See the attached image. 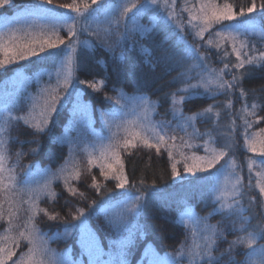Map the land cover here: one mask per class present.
Instances as JSON below:
<instances>
[{
  "label": "snow or ice",
  "instance_id": "snow-or-ice-1",
  "mask_svg": "<svg viewBox=\"0 0 264 264\" xmlns=\"http://www.w3.org/2000/svg\"><path fill=\"white\" fill-rule=\"evenodd\" d=\"M5 7H14L12 0H0V9ZM150 7L159 8L164 12L163 19L166 26L171 27L179 35V41L185 47L183 56L177 60V53L170 51L168 47L161 45V55L159 60L161 62H182L183 60H198L199 63L189 65L185 71L180 73L178 78L182 87L178 88L176 92L170 94L171 111L174 118H178L180 123L175 126L170 121L164 122L161 125H153L148 122L149 102L147 98H142L141 110L144 113L139 121L128 122L129 126H124L121 122L116 120V117L123 114L126 105L121 103L123 97L115 98V107L113 109V121L108 125L111 136L108 137V143L101 144L97 149L93 146V150L89 152L88 159V174L91 175L90 188L95 189L98 193L112 192V189L107 187V184H101L96 176L91 174V166L96 164L99 160L100 175L105 181L111 180L114 182V188L120 189L117 193L120 200L117 205L121 211L115 214V218L109 221L117 230V234L121 228H126L128 218H135L140 214L141 209L146 207L145 192L141 191L135 183H130L128 175L124 171V164L121 159L120 150H127L129 146L137 147V142L148 149H155L159 155L163 148L167 154L170 162L171 176L173 179H180L184 177L181 174L178 165L182 164L183 173L196 177L197 180H211L214 183V195L212 202L216 205L213 208V213H220L226 218L238 217L239 227H236V222L233 221L230 230L239 232L234 240L229 242L228 248L225 252L215 255L218 250L217 240L225 238L224 232L216 225H209L207 217H192L190 220L184 219L182 214L178 220L179 223L184 224L188 231L185 242H181L180 246L174 253H167L163 258H154L150 264H220L221 259L227 254L229 255V264H264V243L258 241L264 240V222L257 225H251V217L243 215L245 209L241 203L245 195V185L243 184V177L237 169L232 167L235 163L233 157L221 165L215 173L210 172V169L216 167L224 157L229 156V152L235 147V118L231 120L228 127L230 129L227 142L220 147L209 148L208 145L212 139L211 132L200 133V130L195 126V121L198 118H211L215 116L219 118V106L209 105L207 108L191 115H185L183 104L186 100L194 97L209 95L215 97L219 94L231 96L232 90L239 88L241 98H246L248 93L241 87V83L248 72H238L236 70L244 69L245 65L257 66L264 65V50L258 51L254 44H250L247 37L250 34L260 35L264 38V31H257L254 17H248L245 20H239L238 17H245L246 13H253L257 5L253 3L246 9L241 7L239 12L235 10L233 3L225 0L224 3H217V0H199V6L192 5L183 7L181 12H187L189 18L187 24L183 22L180 13L176 11V0H145V3L137 7L136 0H121V3L115 4L112 0H73L71 4L53 5V0H36L34 4L22 5L18 9L22 15H18L15 23L17 27H9L7 22L0 28V69H5L7 65L17 64L20 61H31L30 58L35 57L37 60H59L55 66L54 71L47 73L51 80L55 77L57 83L55 87L46 86L40 91L43 94L40 99L44 101V107L40 112V116L44 117L43 126L41 122L37 121L31 126L37 132H43L48 123H50V113L57 111L56 105L60 103L61 97L59 91L62 88L67 91L72 86L73 82V66L75 64V55L77 48L92 47L89 40H81L80 35L87 33L89 36H96L101 40V46L107 43V38L113 34V29L117 32L123 22L124 32L120 35L119 41L126 40L129 36L139 32L141 36L145 33L155 30L158 18H152V26L146 27L139 23L138 17L142 15ZM261 9L260 15L264 16V0L259 5ZM60 9L67 11L61 12ZM136 12L129 17V13ZM225 21H236V23H224ZM216 25H220L215 31H211ZM185 28L189 29L187 34L192 35L194 40L203 41L206 48L214 47L218 50L220 61L223 67L216 69L211 66L210 56L205 52L200 51L201 45L188 43L185 34ZM64 31L67 35L68 42L60 33ZM103 33V37L100 36ZM205 33H208V38L205 40ZM167 38H165L166 43ZM230 44L231 51L224 45ZM61 45L64 47L61 48ZM111 50V48H109ZM145 54L151 56L152 50L143 47L141 49ZM43 54V55H41ZM234 54L235 62L229 60V57ZM67 68L69 71L64 72ZM195 73V75H193ZM231 75V80L225 79V75ZM196 82L193 83L192 81ZM78 85L87 84L89 88L94 91H99L103 86L104 81L89 82L84 80H76ZM99 84V86H98ZM201 89L203 91H201ZM109 101L113 97H106ZM227 108L229 116H232V100L228 99L223 105ZM36 104L33 103L34 109ZM261 107L253 103L251 111L246 99L237 115L242 119V136L244 139V147L248 152L258 153L264 157V129L260 132H251L253 125L259 122L256 118V110ZM47 113V114H46ZM254 119H248L247 117ZM33 115L30 112L29 116H15L13 115L12 106L6 104L3 112L0 113V221L5 220V204H7V225L3 235H0V264H83L82 261L73 260L69 253L57 254L55 250L48 246L46 234L42 233L38 228L35 220L40 214L47 216L49 220H58L59 213H50L47 209L39 207V200L42 196L47 195L49 199L55 200L56 194L49 190V183H46L37 191L31 189L28 181L18 182L16 177V166H8V152L7 143L8 138L5 135L13 121L23 120L28 124L29 119ZM107 123V121H106ZM115 126V131H112V126ZM123 128L125 136L123 139L119 137V133ZM139 128L140 131L135 129ZM184 132V136L177 137L176 129ZM188 128H192V132H188ZM169 129H172L171 133ZM207 134L209 141H205L204 145H196L191 141L193 137H199ZM187 137V139H185ZM177 139L180 143L177 144ZM39 145L38 141H35ZM202 147L205 154L197 155L196 152L186 153L185 148H199ZM39 148L33 149V152L38 151ZM73 149L70 147L69 154L72 155ZM99 153L96 155V153ZM19 158L22 153H17ZM177 156L180 159H177ZM256 163L249 157L248 167L251 172L253 165ZM198 173H208V176H198ZM81 172L77 167L75 169V179H79ZM71 173L64 174L61 169L57 174H53V179H64V184L67 191L73 197L85 198V193L80 192L79 189L73 187L69 183ZM257 181L253 185L251 177L249 179L248 189L258 187L259 194L264 197V172H257ZM221 177L225 180L232 177V182L226 184L221 181ZM143 185L144 181L139 182ZM154 183V182H153ZM103 190V191H101ZM29 193L30 204L29 215L25 219L22 230L13 234V228H21V225H14L13 218L17 217L20 212L18 197L23 192ZM115 198L108 197L104 201L106 206L110 205ZM255 197L249 198V207L252 206ZM67 203V201H66ZM96 201L93 200L92 204ZM261 207H264V199L260 201ZM77 214L73 216L74 220L80 221L79 224L71 225L66 228L64 236L71 234L72 228L81 229L80 246L82 250L88 255V264H127L125 259L126 247L124 241H120L121 250L117 257H113L109 253V259L104 260L105 255L97 238L94 234L87 230V226L81 217L84 216V209L77 208ZM213 213H209L212 215ZM57 235H59L57 233ZM27 242V251L21 252L20 256H16V250L19 248L20 241ZM190 241V242H189ZM244 246L251 251L245 253L246 259L244 262H238L231 253L236 247Z\"/></svg>",
  "mask_w": 264,
  "mask_h": 264
},
{
  "label": "trees",
  "instance_id": "trees-1",
  "mask_svg": "<svg viewBox=\"0 0 264 264\" xmlns=\"http://www.w3.org/2000/svg\"><path fill=\"white\" fill-rule=\"evenodd\" d=\"M17 1L28 2L27 0ZM142 1L138 0V3ZM12 2L15 7L16 3L13 0ZM72 2L73 0H53V5L71 4ZM112 2H115V0H112ZM224 2L225 0H217V3L220 4ZM228 2L234 4L235 10L238 13L241 7L246 9L253 3V0H228ZM254 2L257 5L256 10L253 13H246L245 17H238V19L245 20L248 17H254L257 31H264V16L260 15L261 9L259 8L262 0H254ZM178 5L181 8L176 11L181 12V9L185 5L189 7L192 5L198 6L199 0H178ZM14 7H9L7 10L0 9V24L5 21L4 18L13 15L17 10ZM153 11L155 13L148 11L143 15L142 20H140L142 25L151 27L152 16L154 14L158 18V23L152 32L145 33L143 36L137 32L126 40L117 43L120 35L124 32L123 27L120 26L118 32L116 29H113V34L107 38V43L104 46H101L100 39L95 38V43L92 47L80 46L78 48L75 66L76 78L97 83L101 80L104 81L99 91H94L87 84L79 85L82 91V99L92 109L96 128H100L102 116H104L107 122L110 121L111 117H113V109L118 107L115 105V98L121 96L123 97L121 102L124 104H132L133 102L135 104L137 99L140 102L142 98H147L155 114L154 120L160 124L170 121L175 126L180 122L178 118L173 117L170 94L182 87V83L178 79L180 73L185 71L189 65L199 63V61L183 60L177 63L176 61L161 62L159 60L162 43L170 51L177 53V60H180V57L183 56L185 45L179 41V35L174 29L166 26L163 19H159L165 14H161V12H157L156 10ZM181 13L183 14V22L187 24L189 14L187 12ZM224 23L227 24L228 22ZM229 23H236V21ZM218 26H215L211 31H214ZM188 32L189 29L185 28L188 43H199L201 45L200 51L210 56L211 66L216 69L222 68L223 63L219 59L218 50L214 47L206 48L203 45V41L194 40L192 35L187 34ZM208 35V33H205V40L208 38ZM165 38H167L166 43ZM247 39L250 44L255 45L258 51L264 50V38H261V36L250 34ZM142 46L151 49L153 54L151 56L145 54L141 50ZM224 46L231 51L230 44H225ZM30 59L34 62L20 61L17 64L7 65L5 69H0V101L7 99L6 93L15 89L12 82L19 78L17 74L20 73L24 76V80L21 83L25 84L26 93L32 92L29 98L19 97V104L24 105V108H18L19 111L26 109V106H29V102L36 99L41 87L43 88L44 85L38 84L36 80L41 78L44 81L46 73L51 72L59 63V60H37L35 57ZM229 60L235 62V55L232 54ZM236 71L250 73L249 75H245L241 83V87L248 93L246 98L240 97L239 88L233 89L231 96L219 94L215 97L209 95L194 97L186 100L183 104L184 114L191 115L193 112L200 111L214 104L219 106L220 111L226 101L231 99L233 110L231 117L235 118L246 99L249 111L252 110L251 105L256 103L261 106L256 110V118L264 117V65L250 66L246 64L244 69ZM35 78L37 79L34 80ZM225 79L231 80V75L226 74ZM192 82L195 83L196 81L193 80ZM201 91L203 90L201 89ZM106 97H113V100L109 101ZM64 111L67 112V107L64 108ZM59 114L60 112L55 121L53 118V121L43 132H35L33 128L27 127L23 123L12 122L5 134L8 138V155L12 165H15L16 168L22 171L36 166L49 170H56L61 167L68 156L69 144L67 141H63L62 137L67 128L66 124H61L59 121V119L62 121V119L67 118V116L62 118ZM222 116H220V119ZM214 118L215 116L211 118H198L195 121V126L200 130V133L211 132L212 139L210 142L216 149H219L223 146L222 142L227 141L228 134L226 130H221L213 125ZM247 118L254 119L251 116ZM235 119L239 125L235 128L236 136L234 139L236 144L230 152L235 155L236 151L240 155H243L244 153H248V151L244 147V139L241 134L243 131L241 119ZM261 129H264V119H259V122L255 123L250 131L260 132ZM171 131L172 129H169L170 133ZM175 134L177 137L184 136L178 128ZM206 137L209 136L205 134L198 139L197 137H193V140L202 146L205 143ZM35 141H38L39 145ZM37 147L39 150L33 152V149ZM193 150L201 153L203 148H193ZM17 153H22V155L17 158ZM120 155L124 164V171L128 175L130 183H135L141 191L145 192L144 202L146 203V207L140 211L139 222L135 232L130 231L123 234L126 245L124 248L126 253L125 259L130 264L140 262L147 264L144 251L148 245H151L161 255H166L167 253H174L181 242H185L188 231L184 224L178 222L180 212L184 207L183 201L185 198H189L196 212L202 216L213 213V208L216 205L210 202L207 194L200 189L197 179L186 177V174L183 173L182 164L178 165V168H180L184 179L181 181L180 179L172 178L170 162L163 148L158 155L155 149H148L142 143L137 142V147L135 148L129 146L127 150L121 149ZM177 159L180 158L177 157ZM88 168L89 165L83 163V166L80 168V178L70 181L73 187L85 193V198L73 197L64 188L63 184L56 183L54 185L55 200L53 201L49 197H46L38 202L40 208L47 209L50 213H59L60 217L58 220L52 221L47 216L40 214L35 220L38 228L42 233L46 234L49 244L56 248L57 251L64 252L71 247L72 256H79V252L81 251L77 235L66 239H50V237L55 233L63 232L76 222L73 216L77 214V208H82L85 212L95 205L96 211L104 201L108 200L109 196L115 197L121 191L114 188L113 181H105L103 179L100 175V169L96 164L95 166H91V174L96 176L101 184L106 183L107 187L112 189V192L101 195L95 189L90 188L89 185L92 180L91 175L88 174ZM141 180L144 181L143 185L139 183ZM254 197V208L246 212L245 215L246 217H251L252 215L250 223L257 225L264 222V211L260 205V201L262 200L261 195L255 192ZM115 198L120 199V197ZM93 200L96 201L95 204H92ZM95 216L92 224L95 228L97 240L104 248H109L108 244L112 243L113 240H117L118 235L104 212L99 211ZM209 216L210 223L216 225L224 232L225 238L217 240L218 250L214 253L215 255H219L225 252L229 246V242L240 235L239 232L230 230L233 221L236 222V227H239V218L231 217L229 219L220 213H213ZM6 222V220L0 221V234L6 228ZM114 245L116 249L118 248L117 246H120L117 243H114ZM248 252H250L248 248L239 246L235 248L231 256L238 262H244L246 259L245 253ZM220 264H229V255L226 254L221 259Z\"/></svg>",
  "mask_w": 264,
  "mask_h": 264
},
{
  "label": "rangeland",
  "instance_id": "rangeland-1",
  "mask_svg": "<svg viewBox=\"0 0 264 264\" xmlns=\"http://www.w3.org/2000/svg\"><path fill=\"white\" fill-rule=\"evenodd\" d=\"M14 3H16V6L14 7V9H17L13 15L11 17H6L4 18V22L2 24H0V28L3 27L4 23L7 22L9 27H17L15 20L17 19L18 15H22V13H20L18 11V9L20 8V6L22 5H28V4H34L36 3V0H27L28 2H24V1H17V0H13ZM13 3V2H12ZM115 4H119L121 3V0H115V2H113ZM137 3V7H139L140 5L145 3V0H143L142 2L138 3V0H136ZM199 6V5H198ZM9 7H5L2 8L3 10ZM181 6L178 5V0H176V10L180 9ZM13 9V10H14ZM153 10H156L157 12H161V14H164V12L159 9V8H155V7H150L149 9H147L142 15H140L138 17V21L140 24L142 20L143 15H145L148 11H151L153 13H155ZM61 12L67 11L65 9H60ZM136 12V9H133V12L129 13V17H131L133 15V13ZM178 13L181 14V16H183V14L179 11H177ZM155 17V15L153 14L152 18ZM225 22H231V21H225ZM121 26L123 27V22L121 23ZM217 26V25H216ZM220 25L217 28H219ZM124 31V27L122 28ZM214 29V31L216 30ZM259 32V31H258ZM62 36L65 37V41L66 43L68 42V38L67 35L64 31H61L60 33ZM103 33H100V36L103 37ZM260 36V35H259ZM95 38H97L96 36H89L87 33H84L82 35H80V39L81 40H89L91 42L92 45H94L95 43ZM64 46L61 45V48H63ZM80 48V47H78ZM78 48H77V52L75 55V64L73 66V82H72V86L70 88L67 89V91H64L62 88L59 91V96L61 97L60 103L56 105V109L57 111L55 113H50V123L54 121L55 119L58 117V113L60 112L59 116L61 115V117H65L67 116V118L62 119V121L59 119L61 124H66V129L65 132L63 134V141H67V143L69 144V149L70 147L73 149L72 155L70 156L69 152H68V156L66 158V160L64 161V163L61 165V167H59L58 169H54V170H49V169H41L38 166L36 167H32V169L28 168V170L26 171H22L18 168H16V177H17V181L18 182H22L27 180L28 181V185L31 189L37 190L39 191L43 185H45L46 183H49V181H51L50 186H49V190L50 191H54V185L56 183H61L63 184L64 188L65 184H64V179L63 178H59V179H53V174H57L59 170L63 169L64 170V174L67 175L68 173H71V176L69 177V183L71 180L75 179V169L78 167L79 170L80 168L83 166V163H87L88 164V159H89V152H91L93 150V146H95L97 149L99 148V146L101 144H107L108 143V137L111 136V132L109 131V127L108 125L112 124L113 121V117H111L110 121L106 123V120L104 119V116H102L101 119V126L100 128H96L95 127V121L92 115V109L91 107L84 102V100L82 99V91L80 86L76 83V76H75V66H76V61H77V53H78ZM88 48V47H87ZM54 71V69L52 70ZM51 71V72H52ZM64 72L69 71V69L65 68L63 70ZM49 73V72H48ZM19 78L16 80H13L12 85L15 86V89L11 92L6 93V97L7 99H3L0 101V113L3 112L4 106L6 104L11 105L12 106V111H13V115L15 116H29V113L31 112L33 115L32 119H29L28 124H25L23 120L21 121H13V122H20L23 123L25 126L33 128L31 125L36 123L37 121L41 122L42 126H43V119L44 117L40 116V112L44 107V101L42 99H40V96H42L43 94L41 93V89L39 90V94L37 95L36 99L33 100L32 102H29V106H26L27 111L21 110L19 111L18 108L23 107V104H19V97H24V98H29L31 97V93L32 92H28L26 93V86L25 84L21 83V81L24 80V76L20 74ZM37 78H35L34 80H36ZM41 78H38V80H36V82L38 84L44 85V87L46 86H51V87H55L57 81L55 79V77H53L51 80L49 79V76L46 73V77L45 80L42 81ZM35 96V93H34ZM33 103L36 104V107L33 109L32 105ZM122 104H124L123 102H121ZM126 105V107L124 108L123 114L119 115L116 117V120L118 122H121L124 126H129L128 122H134V121H139L140 123H143V120H140V117H142L144 115V113L141 110V106H142V101L138 102V99L136 100V103L134 104V102L132 104H124ZM67 107V112L64 111V108ZM149 112L147 113L148 115V122H150L153 125H161L159 122L154 120V112L151 109V106L149 104ZM228 109L225 108L223 106L222 110H220V116L219 118H214V126H217L219 129L221 130H226L227 134L229 135V123L231 122V120L233 119L231 116H229L228 114ZM231 112L233 113V110L231 109ZM47 114V113H46ZM228 116V118H227ZM235 118L237 119H241L238 115L235 116ZM47 124V126H49V124ZM180 123V122H178ZM235 124L236 127L239 125L238 122H236L235 119ZM241 125H242V119H241ZM46 126V127H47ZM34 129V128H33ZM35 130V129H34ZM115 126H112V131H115ZM136 131H140L139 128L135 129ZM35 132H37L35 130ZM181 132V131H180ZM188 132L191 133L192 132V128H188ZM183 135L184 132H181ZM242 133V132H241ZM6 134V133H5ZM125 136V132L123 130V128H121V131L119 133V137L121 139H123ZM236 136V134L234 135V137ZM201 136L197 137L200 138ZM228 137V136H227ZM185 139H187V137H185ZM209 137H206L205 141H209ZM177 144L180 143V140L177 139ZM193 144L198 145L197 142H195L193 139L191 141ZM227 142V141H226ZM226 142H222V144L224 145ZM209 148H215L211 142L208 145ZM184 151L186 153H191V152H195L192 149H187L185 148ZM7 152H8V143H7ZM197 153V152H196ZM99 153L97 152L96 155H98ZM205 152L204 150L201 153H197V155H204ZM9 156V155H8ZM178 158H180L179 156H177ZM229 157H233L235 163L232 164V167L237 169V171H239L240 175L243 177V184L245 185V195L242 198H239L241 200V203L245 209V212L243 213L244 216H246V212H248L249 210L254 208L255 205V200L252 203V206L249 207V198L250 197H254V193L257 192L259 193V189L258 187H252L251 189H248L247 185L249 184V179L251 177V182L253 185L256 184L257 181V176L256 173L257 172H264V157H261L258 153H244L243 155H240V153H237L235 151V155L231 154V152H229V156L224 157V159H222L220 161V163H218L216 165L215 168L210 169V172L215 173L217 169H219L221 167V165H224L226 161L229 160ZM249 157H251L253 160L256 161V163L253 165L251 172L249 170L248 167V163H249ZM89 165V164H88ZM96 165H99V160L96 161ZM8 166L11 167L13 166L10 163V157L8 160ZM95 166V165H93ZM198 176H208V173H198ZM187 178H191V179H196V177H192L191 175L186 174ZM232 177H228L227 180L224 179V177H221V181L226 183V184H230L232 182ZM76 180V179H75ZM197 183L200 186V189L205 192L207 194V196L210 198V202H212V197L214 195V183L211 180H197ZM190 187V185H189ZM121 192V191H120ZM48 197L47 195L42 196V198H46ZM115 197H119V196H115ZM114 197V198H115ZM30 197H29V193L27 191L23 192L22 195L20 197H18L19 201H23V203L19 204L20 207V212L18 214L17 217L13 218V224L14 225H21V228H13V234L18 233L20 230H22V226L23 223L25 221V219L27 218V216L29 215V212L27 211L30 207V204L28 203ZM40 199V200H41ZM262 199H264V197H262ZM120 200V199H119ZM117 201L118 198H115L110 205L106 206L104 203L102 205H100L98 207V209L95 211V205L90 209L84 212V216L81 217V220H84L86 226H87V230L89 232H91L92 234L95 235V237L97 238L96 234H95V228L93 227V220H95V215L97 212H104L109 220H113L115 218V214L119 211H121V208L117 205ZM184 207L180 212V218L183 214L184 219L186 220H190L192 217H207V223L209 225H213L210 223L209 218L210 216H202L199 213L196 212L194 205L190 202L189 198H185L184 201ZM213 204V203H212ZM7 204H5V220L7 221ZM263 211H264V207H263ZM217 214V213H215ZM253 216L251 215V218ZM139 222V215H137L134 219L133 218H128V223H127V227L126 228H121V230L119 231L118 235V239L117 240H113L112 243H109V248L108 247H103L101 243L100 246L103 249L105 255L102 257V259L104 260H108L109 259V253L112 254L113 257H117V254L120 252L121 247L117 246L118 248H114L115 245L114 243L120 244V241H124V237L123 234L126 232H135V229L138 225ZM7 223V222H6ZM80 221H77L74 224H79ZM72 224V225H74ZM111 224V223H110ZM114 231L117 233L116 228L114 227L113 224H111ZM253 225V224H251ZM8 227V225L6 226V228ZM70 227V226H69ZM68 227V228H69ZM5 228V229H6ZM4 229V230H5ZM66 230V229H65ZM58 232L59 235H57V233H55L52 237H50V239H57V238H62V239H66L69 238L70 236L73 235H77L78 236V243L80 241V237H81V229L80 228H72L71 229V234L68 235L67 237L64 236V232ZM5 234L4 231L1 232L0 235ZM47 239V237H46ZM258 243H264V240L258 241ZM80 244V243H79ZM48 246L55 250V252L57 254H63V253H69L71 258L73 260H79L82 261L83 264H88V255L87 253H85L82 248L81 251L79 252V256H72V248L70 247L69 249H67L64 252H59L56 250V248H54L51 244H49L48 241ZM250 250V249H249ZM27 251V242L21 240L20 244H19V248L16 250V256L13 257V259H16L17 257L20 256L21 252H26ZM251 251V250H250ZM144 256L147 258V264H150V261L153 260L154 258H163L165 257V255H161L160 253H158L151 245H148L146 247V250L144 251ZM127 260V259H126ZM9 264H11V262H9ZM127 264H130L127 260ZM137 264H142V262L137 263ZM184 264H187V262L185 261Z\"/></svg>",
  "mask_w": 264,
  "mask_h": 264
}]
</instances>
